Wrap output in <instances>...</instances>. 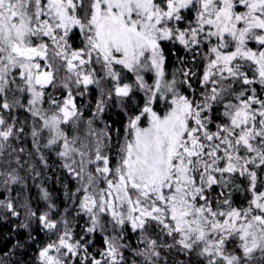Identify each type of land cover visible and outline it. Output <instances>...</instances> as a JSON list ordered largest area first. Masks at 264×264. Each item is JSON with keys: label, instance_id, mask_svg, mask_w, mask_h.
Returning a JSON list of instances; mask_svg holds the SVG:
<instances>
[{"label": "snow or ice", "instance_id": "6c2138e0", "mask_svg": "<svg viewBox=\"0 0 264 264\" xmlns=\"http://www.w3.org/2000/svg\"><path fill=\"white\" fill-rule=\"evenodd\" d=\"M0 264H264V0H0Z\"/></svg>", "mask_w": 264, "mask_h": 264}]
</instances>
